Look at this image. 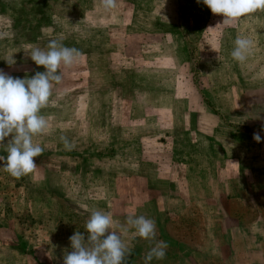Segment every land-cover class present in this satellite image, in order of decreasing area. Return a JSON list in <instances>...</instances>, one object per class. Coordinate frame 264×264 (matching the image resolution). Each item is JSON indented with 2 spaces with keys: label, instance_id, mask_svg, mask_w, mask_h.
<instances>
[{
  "label": "rangeland",
  "instance_id": "rangeland-1",
  "mask_svg": "<svg viewBox=\"0 0 264 264\" xmlns=\"http://www.w3.org/2000/svg\"><path fill=\"white\" fill-rule=\"evenodd\" d=\"M222 21L197 0H0L5 74L45 71L30 49L53 39L84 53L41 109L35 171L0 162V264H63L93 210L112 215L126 264L161 240L149 264H264V11ZM141 215L155 239L127 225Z\"/></svg>",
  "mask_w": 264,
  "mask_h": 264
},
{
  "label": "clouds",
  "instance_id": "clouds-1",
  "mask_svg": "<svg viewBox=\"0 0 264 264\" xmlns=\"http://www.w3.org/2000/svg\"><path fill=\"white\" fill-rule=\"evenodd\" d=\"M202 2L213 15H221L222 23L238 19L244 15L264 11V0H197ZM105 11L116 9L117 0H100ZM253 41L238 36L234 41L231 56L238 62L248 58ZM84 53L75 48L64 46L60 40H50L47 50L33 46L30 58L45 71L36 72L31 78H14L0 70V149L7 155H0L3 168L12 177L20 179L35 171L44 149L33 142V137L44 133L48 128L47 118L41 114L52 95L54 83L62 80L59 73L61 66H72ZM13 61V60H12ZM13 63V62H12ZM11 63V64H12ZM264 130V129H262ZM12 138L4 144L5 138ZM65 149L72 150L74 144L66 136L60 137ZM253 140L259 143L261 135L253 133ZM127 225L134 228L137 235L146 240L156 236L155 221L145 216H128ZM110 213L93 210L85 224L88 233L75 232L69 237L71 251L63 256V264H126L131 250L123 242L115 227ZM168 244L157 241L145 256V264L154 258L164 259Z\"/></svg>",
  "mask_w": 264,
  "mask_h": 264
}]
</instances>
